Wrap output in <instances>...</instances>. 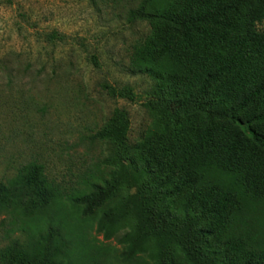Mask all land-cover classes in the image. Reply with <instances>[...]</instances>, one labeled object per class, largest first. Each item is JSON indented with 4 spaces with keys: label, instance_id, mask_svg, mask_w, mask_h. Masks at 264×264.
<instances>
[{
    "label": "trees",
    "instance_id": "1",
    "mask_svg": "<svg viewBox=\"0 0 264 264\" xmlns=\"http://www.w3.org/2000/svg\"><path fill=\"white\" fill-rule=\"evenodd\" d=\"M134 4L150 28L127 73L152 82L148 126L131 141L114 108L75 187L33 161L0 180V264H264V0Z\"/></svg>",
    "mask_w": 264,
    "mask_h": 264
},
{
    "label": "rangeland",
    "instance_id": "2",
    "mask_svg": "<svg viewBox=\"0 0 264 264\" xmlns=\"http://www.w3.org/2000/svg\"><path fill=\"white\" fill-rule=\"evenodd\" d=\"M134 5V0H0V180L33 161L48 180L75 187L77 175L98 155L89 136L114 108L127 112L131 141L148 126L145 104L152 82L127 73L131 46L150 28L131 16ZM256 28L264 33V20ZM48 34L61 40L48 42ZM123 84L131 87V101L107 91V85ZM7 229L4 220L0 248L7 244ZM89 235L97 247L119 250L94 227Z\"/></svg>",
    "mask_w": 264,
    "mask_h": 264
}]
</instances>
